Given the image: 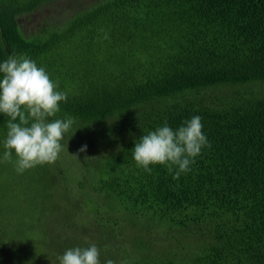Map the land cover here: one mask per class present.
Returning <instances> with one entry per match:
<instances>
[{
    "label": "trees",
    "instance_id": "1",
    "mask_svg": "<svg viewBox=\"0 0 264 264\" xmlns=\"http://www.w3.org/2000/svg\"><path fill=\"white\" fill-rule=\"evenodd\" d=\"M13 54L67 92L49 122H75L54 164L18 174L0 114V264L91 243L101 264H264V0H0ZM197 115L210 147L189 173L137 167L142 135Z\"/></svg>",
    "mask_w": 264,
    "mask_h": 264
},
{
    "label": "clouds",
    "instance_id": "2",
    "mask_svg": "<svg viewBox=\"0 0 264 264\" xmlns=\"http://www.w3.org/2000/svg\"><path fill=\"white\" fill-rule=\"evenodd\" d=\"M108 38L105 33L104 39ZM57 89L58 84L45 68L26 55L13 54L0 63V114L7 118L3 161L11 163L14 151L18 174L54 164L65 150L62 141L75 121L68 117L49 122V118L60 112L61 102L68 100L67 92ZM202 129V118L197 115L176 129L165 122L142 135L132 149L137 167L151 173L150 165H160L178 180L181 174L192 170L203 149L210 147ZM86 149L84 145L78 153ZM57 259L59 264H101L100 249L95 243L66 249ZM105 264H114V261L108 259Z\"/></svg>",
    "mask_w": 264,
    "mask_h": 264
},
{
    "label": "rangeland",
    "instance_id": "3",
    "mask_svg": "<svg viewBox=\"0 0 264 264\" xmlns=\"http://www.w3.org/2000/svg\"><path fill=\"white\" fill-rule=\"evenodd\" d=\"M85 1H92V0H75V2L78 4L80 3H84ZM65 6V4L63 2H54L49 4L48 6L43 7L42 9L34 12L31 15H26V16H22L20 18V23L22 28L25 31H28L29 27H33L36 22H38L40 19H42L44 16H48V15H53L54 11H55V7H62Z\"/></svg>",
    "mask_w": 264,
    "mask_h": 264
}]
</instances>
